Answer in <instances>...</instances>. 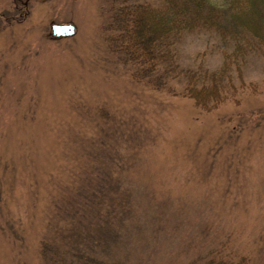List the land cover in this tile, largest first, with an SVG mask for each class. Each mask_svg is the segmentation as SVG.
<instances>
[{
  "label": "rangeland",
  "instance_id": "obj_1",
  "mask_svg": "<svg viewBox=\"0 0 264 264\" xmlns=\"http://www.w3.org/2000/svg\"><path fill=\"white\" fill-rule=\"evenodd\" d=\"M161 3L0 0V264H41L84 217L81 246L110 261L264 264V50L230 65L216 104L182 95L183 76L151 89L134 66ZM177 50L184 68L222 64L214 35Z\"/></svg>",
  "mask_w": 264,
  "mask_h": 264
},
{
  "label": "trees",
  "instance_id": "obj_2",
  "mask_svg": "<svg viewBox=\"0 0 264 264\" xmlns=\"http://www.w3.org/2000/svg\"><path fill=\"white\" fill-rule=\"evenodd\" d=\"M161 1V5L149 9L144 17L148 30L156 31L157 36L149 44L147 42V50L137 51L140 61L134 66L135 77L151 89L174 94L170 81L176 76H183L186 82L181 89L182 95L197 105L218 103L233 88L227 79L230 65L243 64L249 57L264 50V0ZM191 32H202L217 38L223 59L218 69L208 70L201 66L184 68L179 65L178 43ZM64 220L71 224L70 228L57 231L56 235L69 243L68 248L63 250L48 238L45 250L40 254L41 264H129L104 259L97 256L94 250H85L81 246L89 241L91 228L85 227H93L94 223L89 225L85 217L76 224Z\"/></svg>",
  "mask_w": 264,
  "mask_h": 264
},
{
  "label": "water",
  "instance_id": "obj_3",
  "mask_svg": "<svg viewBox=\"0 0 264 264\" xmlns=\"http://www.w3.org/2000/svg\"><path fill=\"white\" fill-rule=\"evenodd\" d=\"M74 27L71 24H66V23H52L50 25V35L52 37H59V36H70L73 34Z\"/></svg>",
  "mask_w": 264,
  "mask_h": 264
}]
</instances>
